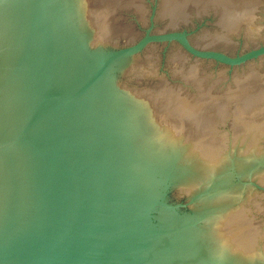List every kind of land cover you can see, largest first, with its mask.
I'll return each mask as SVG.
<instances>
[{
	"label": "water",
	"instance_id": "95a60500",
	"mask_svg": "<svg viewBox=\"0 0 264 264\" xmlns=\"http://www.w3.org/2000/svg\"><path fill=\"white\" fill-rule=\"evenodd\" d=\"M0 264H264V0H0Z\"/></svg>",
	"mask_w": 264,
	"mask_h": 264
}]
</instances>
